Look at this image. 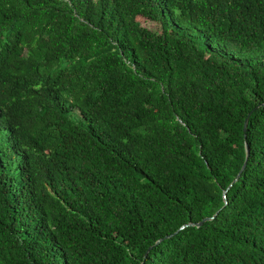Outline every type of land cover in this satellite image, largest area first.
<instances>
[{
  "label": "trees",
  "instance_id": "1",
  "mask_svg": "<svg viewBox=\"0 0 264 264\" xmlns=\"http://www.w3.org/2000/svg\"><path fill=\"white\" fill-rule=\"evenodd\" d=\"M262 103L264 0H0V264H264Z\"/></svg>",
  "mask_w": 264,
  "mask_h": 264
},
{
  "label": "water",
  "instance_id": "2",
  "mask_svg": "<svg viewBox=\"0 0 264 264\" xmlns=\"http://www.w3.org/2000/svg\"><path fill=\"white\" fill-rule=\"evenodd\" d=\"M258 106H264V103H262V104H260V105H258ZM249 115H250V113H248L247 117H246L245 120H244V125H243V130H244V131H246V129H247V124H248V118H249ZM244 148H245V161H244V163H243V165H242V167H241L239 173L237 174V177L234 179V181L240 176L241 172L243 171V169H244V167H245V165H246V161H247V159H248V157H249V147H248V144H247L246 142H245V144H244ZM223 197H224V199H225V204H226V203H227V201H226V190L224 191ZM213 217H214V216H212V217H205V218H203L202 220H200V221H198V222H189V223H185V224H183L179 229H183V228H185V227H187V226H196V227H199V226H201L205 221L213 219ZM176 232H177V231H176ZM176 232H175V233H176ZM172 235H173V234L166 235V236H164V237H162V238L157 239V240L155 241L154 245H157V244L160 243L162 240L167 239V238L171 237ZM152 247H153V246H149V248L147 249V252H148ZM147 252H146V254H147ZM146 254H145V255H146Z\"/></svg>",
  "mask_w": 264,
  "mask_h": 264
},
{
  "label": "rangeland",
  "instance_id": "3",
  "mask_svg": "<svg viewBox=\"0 0 264 264\" xmlns=\"http://www.w3.org/2000/svg\"><path fill=\"white\" fill-rule=\"evenodd\" d=\"M147 25H149V26H151L152 28H156V25L155 24H147Z\"/></svg>",
  "mask_w": 264,
  "mask_h": 264
}]
</instances>
